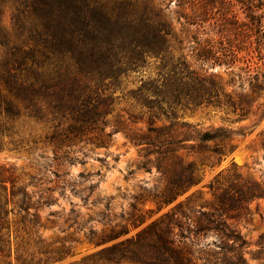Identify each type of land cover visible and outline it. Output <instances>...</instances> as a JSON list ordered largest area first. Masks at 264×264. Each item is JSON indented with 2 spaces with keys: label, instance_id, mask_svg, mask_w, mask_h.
Here are the masks:
<instances>
[{
  "label": "trees",
  "instance_id": "16d2710c",
  "mask_svg": "<svg viewBox=\"0 0 264 264\" xmlns=\"http://www.w3.org/2000/svg\"><path fill=\"white\" fill-rule=\"evenodd\" d=\"M4 10L9 12L7 27L1 21ZM194 17L188 22L196 23L192 22ZM182 41L153 0H0V151L24 148L28 140L19 124L26 118L51 115L66 122L51 134L58 143L97 133L115 101L113 89L131 73L140 74L153 60L155 73L139 75L130 96L149 122L159 117L169 120L168 125L148 128L155 134L148 142L153 147L148 153H155L158 160L167 156L182 141L178 139L182 132L173 126L190 129L187 122H177L179 111L226 104L232 112L238 108L213 69L233 64L242 49L193 40L196 46H189L188 54L183 52ZM252 51L262 66L247 82L252 88L263 89L264 46ZM230 134V130L216 127L203 131L199 138L201 142L223 140ZM168 172L165 188L155 202L156 210L198 181V168L192 162L176 160ZM2 173L0 170V264L46 263L49 256L45 250L36 256L16 249L11 255L9 205L27 211L29 199L21 190V197L16 199L14 180L10 175L2 177ZM218 189L207 205L194 206L193 194H189L133 234L100 248L85 260L92 264H247L246 254L262 259L264 237H258L251 251L237 224L245 216L249 201L264 197V189L248 181H229ZM31 216L35 217V212ZM129 221L135 228L143 217ZM127 233L122 227L96 243Z\"/></svg>",
  "mask_w": 264,
  "mask_h": 264
},
{
  "label": "rangeland",
  "instance_id": "374dc122",
  "mask_svg": "<svg viewBox=\"0 0 264 264\" xmlns=\"http://www.w3.org/2000/svg\"><path fill=\"white\" fill-rule=\"evenodd\" d=\"M153 2L183 39L184 53H190L189 46H196L193 40L242 49L241 57L233 64L213 69L238 108L232 112L226 104L220 108L179 111L177 122H187L190 129L185 131L174 125L182 132L178 135L182 141L167 156L156 159L155 153H148L153 148L148 142L155 136L148 128L168 125L169 120L159 117L149 122L130 96L139 75L155 73L156 64L151 60L140 74L131 73L113 89L115 101L97 133L58 143L51 139V134L66 122L51 115L26 118L19 124L28 140L24 148L17 152L0 151L2 177L10 175L14 180L16 199L21 197V191L29 199L27 211L16 204L9 205L12 256L16 249L36 256L45 250L49 259L43 264H92L85 260L87 256L133 234L189 194H193L192 204L201 206L212 202L213 192L229 181L257 183L264 189V88H252L247 82L249 75L262 66L252 50L264 46V0ZM190 17L197 22L189 23ZM1 21L4 26L9 25L7 10L3 11ZM187 33L199 37L194 39ZM137 114L143 117H136ZM216 127L230 130V137L201 142L200 133ZM216 149L222 152L216 154ZM179 159L196 164L198 181L173 202L156 210L155 202L165 188L168 170ZM34 212L35 217L31 216ZM244 212L237 228L253 251L258 237H264V197L250 200ZM138 215L143 221L132 228L129 218ZM122 227L128 229L127 234L96 243ZM246 256L247 264H264V256L260 260Z\"/></svg>",
  "mask_w": 264,
  "mask_h": 264
}]
</instances>
